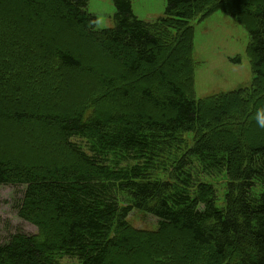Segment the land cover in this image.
I'll return each mask as SVG.
<instances>
[{
  "label": "trees",
  "instance_id": "1",
  "mask_svg": "<svg viewBox=\"0 0 264 264\" xmlns=\"http://www.w3.org/2000/svg\"><path fill=\"white\" fill-rule=\"evenodd\" d=\"M113 2L115 26L97 31L88 0H0L1 10L8 7L0 23L10 25L0 27V87L10 79L8 91L17 95L29 69L38 95L43 84L54 83L64 99L72 75L98 80L76 113L48 110L51 98L41 96L32 105L0 108V130L58 137L80 162L0 151V185L23 188L13 208L38 229L0 239V264H264V140L250 146L241 134L264 99V0L259 7L252 0H167L156 23L141 21L131 0ZM240 8L258 24L241 19ZM218 11L248 32L255 79L250 87L200 100L192 22ZM51 24L75 43L52 39ZM89 44L104 63L86 53ZM182 44L186 69L178 56L169 70L160 69L165 50ZM135 78L148 84L140 91ZM155 84L163 87L160 98ZM120 86L118 96L111 93ZM125 100L133 104L122 113L100 115L108 103ZM225 123L235 139L211 138L210 126ZM220 178L226 179L222 198L213 184ZM134 211L154 216L157 229L133 227ZM178 240L185 253H153Z\"/></svg>",
  "mask_w": 264,
  "mask_h": 264
},
{
  "label": "rangeland",
  "instance_id": "2",
  "mask_svg": "<svg viewBox=\"0 0 264 264\" xmlns=\"http://www.w3.org/2000/svg\"><path fill=\"white\" fill-rule=\"evenodd\" d=\"M235 1V0H234ZM132 8L134 14L141 20L150 23H156L160 19L165 17V10L167 6V0H131ZM253 4L260 6V0H252ZM233 5H236L232 2ZM0 9V17H3L6 14L7 10ZM260 8H258L259 10ZM88 10L97 18L96 28L97 31L105 30L115 26V14L116 8L113 0H88ZM6 11V12H5ZM257 11V10H256ZM244 9L240 8V17L245 20L251 27L256 26L258 23L254 17H247L244 13ZM257 13V12H256ZM201 19V18H200ZM8 20V19H7ZM24 26L25 24L22 23ZM192 25L195 30V37L193 42V57L196 62L195 68V79H194V88L195 95L197 99L205 100L207 98L219 95L221 93H229L237 91L241 88L250 87L255 79L253 74L252 64L248 55V48L250 45V37L248 32L245 31L243 26L239 23L238 20H234L231 17L224 14L222 11L215 12L204 20H195L192 22ZM1 29H10V25L7 22L0 23ZM52 31H49L52 34V39L57 42H69L73 44L72 38L67 34L54 31L53 25L49 26ZM28 32H33L31 29L27 28ZM39 37L37 41L41 42ZM167 47L171 46V43ZM184 44L182 47L175 50H165L163 56V62L160 64L159 68L162 70H169V64H172L175 58L178 56L180 70L186 69V52L184 53ZM95 47L89 44L88 51L86 53H91L94 61H99V63H104L102 58L96 56ZM177 59V58H176ZM240 61H236V60ZM100 71L102 68H98ZM19 73L22 71L18 67ZM121 71V70H120ZM24 72V86L21 87L20 92L17 95L8 91L10 79L2 81L3 86L0 87V108L4 109L5 107H10L14 103L15 105H32L31 99L45 98L48 110L57 109L56 111H62L61 108H66L71 113H76L85 100L90 97L93 89L95 88L96 78L85 79L82 75H72V79L69 81L65 92L64 99L60 98L57 86L54 83L43 84L39 90L42 92L39 95L37 94V86L30 79V70L26 69ZM114 72L116 70L114 69ZM13 73L10 77H13ZM27 77V78H26ZM177 81L186 86V78L175 74ZM2 79H5L2 77ZM28 79V81H27ZM152 82V81H151ZM149 82V84H151ZM154 83V82H152ZM148 84L147 79H138L135 78L132 85L137 86L141 91L145 85ZM157 86V96L161 97V91L163 89L161 84H155ZM118 88L113 89V92L116 96V93L120 90ZM137 90V96H140V91ZM37 94V95H36ZM55 95V96H53ZM13 99L14 102H12ZM13 96V97H12ZM136 96V95H135ZM109 102V99L107 100ZM53 102H57L55 106H52ZM107 102V103H108ZM140 102V100H139ZM128 101L119 102V105H114L113 103H108V106L104 107L100 111V115H113L116 109L122 113L125 108L130 107ZM112 104V105H111ZM118 105V106H117ZM28 107V106H26ZM29 108V107H28ZM215 108V107H214ZM258 110H264V99L258 105L257 110L254 112V124L248 130V133L243 134V136L248 141L249 145H253L255 142H261L264 140V128L258 126L256 121V115ZM55 111V110H53ZM67 111V112H68ZM212 120L214 116L211 117ZM210 131L212 133L211 138L219 135L226 138H229L227 133L228 130L232 131L230 124L210 126ZM30 129V126L27 127ZM227 130V131H226ZM29 136H28V135ZM241 134H237L233 131L234 136L238 139L241 137ZM16 135L17 138H16ZM26 136H28L26 138ZM192 137V136H190ZM53 142L52 136L48 137L43 135L31 132L30 130H17L14 127L5 126L0 130V151L3 153L8 152L10 155H15L14 151L24 154L25 156L38 155L40 152L45 153V155L55 157L57 160L71 162L79 165L80 162L75 158L71 153L66 151L67 149L61 145L60 139L55 138ZM229 142L233 141L235 138L230 137ZM55 143V145L53 144ZM51 146H53L51 148ZM55 146V147H54ZM63 151L68 152L63 156ZM37 153V154H36ZM215 187L218 190L220 198L223 197L226 185V179L220 178L214 180ZM23 188L20 187L15 189L12 186L0 185V239L5 240L9 237L10 234H14L17 231L24 232L26 234H37L38 229L31 223L22 220L17 212L13 208V203L18 194L20 195ZM221 201L219 202V204ZM130 224L138 229L145 230H156L158 227L157 219L147 213H142L134 211L128 218ZM181 240L171 242V245L166 247L165 245H159L154 248L153 253L164 250H180L181 253H185L186 247L184 248ZM190 247L188 245L189 251ZM247 249V248H246ZM191 252V251H190ZM187 256V255H185ZM184 257V256H182ZM169 264H173L172 261H169Z\"/></svg>",
  "mask_w": 264,
  "mask_h": 264
},
{
  "label": "clouds",
  "instance_id": "3",
  "mask_svg": "<svg viewBox=\"0 0 264 264\" xmlns=\"http://www.w3.org/2000/svg\"><path fill=\"white\" fill-rule=\"evenodd\" d=\"M256 121L259 127L264 128V110H258Z\"/></svg>",
  "mask_w": 264,
  "mask_h": 264
}]
</instances>
